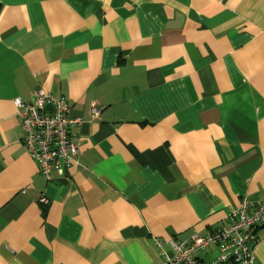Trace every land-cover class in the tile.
Returning a JSON list of instances; mask_svg holds the SVG:
<instances>
[{"label":"crops","instance_id":"1","mask_svg":"<svg viewBox=\"0 0 264 264\" xmlns=\"http://www.w3.org/2000/svg\"><path fill=\"white\" fill-rule=\"evenodd\" d=\"M36 90L82 120L51 180L14 102ZM247 198L264 200V0H0V264H159Z\"/></svg>","mask_w":264,"mask_h":264},{"label":"built area","instance_id":"2","mask_svg":"<svg viewBox=\"0 0 264 264\" xmlns=\"http://www.w3.org/2000/svg\"><path fill=\"white\" fill-rule=\"evenodd\" d=\"M14 102L25 132L23 144L48 180L55 171L63 173L78 162L79 145L72 137V129L82 120L70 114L66 98L36 90L28 102L20 97ZM99 111L94 105L93 112ZM41 201L48 199L42 196ZM260 224H264V200L247 198L226 214L216 230L195 234L190 241L175 242V254H166L159 264H254L255 230ZM211 246L217 248V256L210 261L201 259L198 254Z\"/></svg>","mask_w":264,"mask_h":264},{"label":"trees","instance_id":"3","mask_svg":"<svg viewBox=\"0 0 264 264\" xmlns=\"http://www.w3.org/2000/svg\"><path fill=\"white\" fill-rule=\"evenodd\" d=\"M261 225H263V224H260L259 226H261ZM259 226H257V228H258ZM257 228H256V230H255V231H257ZM256 236H257V235H256Z\"/></svg>","mask_w":264,"mask_h":264}]
</instances>
